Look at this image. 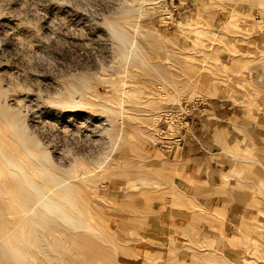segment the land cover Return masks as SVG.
<instances>
[{
	"label": "rangeland",
	"instance_id": "obj_1",
	"mask_svg": "<svg viewBox=\"0 0 264 264\" xmlns=\"http://www.w3.org/2000/svg\"><path fill=\"white\" fill-rule=\"evenodd\" d=\"M219 97L247 127L193 165L179 152ZM0 111V155L27 146L72 218L33 207L9 236L24 264H264V0H0Z\"/></svg>",
	"mask_w": 264,
	"mask_h": 264
},
{
	"label": "bare ground",
	"instance_id": "obj_2",
	"mask_svg": "<svg viewBox=\"0 0 264 264\" xmlns=\"http://www.w3.org/2000/svg\"><path fill=\"white\" fill-rule=\"evenodd\" d=\"M119 29L120 30L115 28L113 30V34L115 33L114 36L115 37L117 36L119 38V40L122 41V39L124 38L123 36L125 35V32L123 34V32H122L123 30L121 28H119ZM120 38H122V39H120ZM125 38H126V36H125ZM125 38H124V40L122 42L125 41ZM10 130H11V128H10ZM14 133L17 134V132H14ZM14 133H13V135H14ZM18 135L19 134H17V136ZM19 138H16V139L19 140ZM9 139L7 140L8 142L10 141ZM13 140L15 141L14 138H13ZM21 140H19V141L22 144L24 139L22 141ZM252 144L253 143H251V145ZM22 146H23V144H22ZM23 147H24L23 150L21 151V153L18 155L19 157L17 158V159H22L23 160L22 164L18 163L17 159L13 160L10 157L6 156V154L3 155L4 153L2 155H0V160L4 161L10 167H12V171L18 170V171H20L22 173V176H23V179H24L23 181L25 182V184H26L25 186H26V188L29 191V192L28 191H26V192L24 191V192H22V194H20L18 196L13 195L12 193L9 192V190L13 189V186H14L13 183H14L15 178L13 177L12 173H8V174L7 173H4V174L0 173V244L2 243L3 245L8 247V249H9V258L12 261V263H14V264H24V261H26V259L24 258L25 253L23 252V249H28L30 247V245L28 246V244H29L28 241H25L22 238V236L20 238H18L17 241H15V242L10 241L11 239L9 238V236L17 235L19 230H20V232H23V228L27 227V225H28L26 221L29 219L30 216L33 218V216L31 215V213H32L31 209H33V207L38 205V206H41V207H43V208H45L47 210L48 209H50V210H52V209L54 210L55 209L56 210V211L54 210V212L56 213L55 217L62 218V219H67V220H65V222L68 221V219H69V221H71V219H72V218H70L71 215L68 214V212L65 211V209H64L65 206L62 207L63 210H61L59 208V204L57 203L56 200H54V198H53V200H51V197H50V200H49V197H46L42 193H40V189H39L38 186H34V185L32 186L31 180L29 179L30 173L32 171L38 170V169H44L45 170V167L43 166L41 159H32V160L26 159L25 154L26 153H30V150H29V148L27 146H23ZM47 174H48V176H47L48 178H47L45 184L50 182V183H54V185L58 186V190L54 192V195L59 196V195H61V193H68L69 187H71V186L66 185L67 182L64 179H60V177L55 175V173H52V172H49V171L47 172ZM71 178H73V177L71 176ZM32 180H33V178H32ZM18 181L20 182V180H18ZM10 183H12V184H10ZM16 186H17V184H16ZM43 186H44V184H43ZM47 189H48V187H47ZM42 190H45V188H43ZM19 192H20V190H19ZM62 198H63V196H62ZM69 202H70V200H69ZM30 211H31L30 215L27 216V214ZM54 214L52 215V217L54 216ZM25 215L27 216L28 219L25 217ZM69 215H70V217H69ZM67 216H68V218H67ZM261 228L259 227V229H261ZM263 229H264V227H263ZM5 246H4V248H5ZM174 259H175V257H173V261H174ZM168 263H169V261L167 262V264ZM162 264H164V263H162Z\"/></svg>",
	"mask_w": 264,
	"mask_h": 264
},
{
	"label": "crops",
	"instance_id": "obj_3",
	"mask_svg": "<svg viewBox=\"0 0 264 264\" xmlns=\"http://www.w3.org/2000/svg\"><path fill=\"white\" fill-rule=\"evenodd\" d=\"M210 104L207 108L210 115L206 111V116L201 118L200 126H197L195 129L200 135V144L198 145L194 141H188L189 143L179 152L181 156L190 159L193 165L199 163L204 164V158L207 155L203 152L204 146L208 147L206 145L214 142L216 133L224 137V135L228 136L230 133L232 135L235 132L240 133L239 130L243 131L247 127V124L241 119L244 116L243 107L229 102L228 98L225 97H219ZM224 209L226 218L229 221H236L241 215L247 212L246 207L241 201L228 203Z\"/></svg>",
	"mask_w": 264,
	"mask_h": 264
}]
</instances>
